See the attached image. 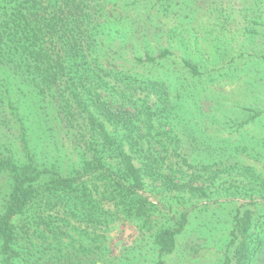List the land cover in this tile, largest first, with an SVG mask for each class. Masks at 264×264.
Here are the masks:
<instances>
[{
    "label": "trees",
    "instance_id": "1",
    "mask_svg": "<svg viewBox=\"0 0 264 264\" xmlns=\"http://www.w3.org/2000/svg\"><path fill=\"white\" fill-rule=\"evenodd\" d=\"M115 11L109 0H0V70L53 104L56 131L75 151L70 162L67 151L61 159L39 157L15 112L23 148L0 156V176L8 180L0 202V264H123L127 248L115 250L111 237L118 220L138 228L163 264L188 221V211L173 210L166 196L182 203L224 191L250 199L228 214L224 264H259L264 194L255 213L250 184H233V192L217 183L237 165L215 154L228 146L214 147L197 134L194 125L210 113L195 92L197 66L182 58L173 75L166 48L120 64L103 39ZM147 191L162 194V205ZM138 249L132 258H145Z\"/></svg>",
    "mask_w": 264,
    "mask_h": 264
},
{
    "label": "rangeland",
    "instance_id": "2",
    "mask_svg": "<svg viewBox=\"0 0 264 264\" xmlns=\"http://www.w3.org/2000/svg\"><path fill=\"white\" fill-rule=\"evenodd\" d=\"M109 1L117 8L114 12L117 17L108 25L103 39L110 44L120 64L147 50L157 54L165 48L169 49V58L175 63L173 75L182 58L195 63L199 70L194 80L198 87L196 95L205 100L206 112L210 109L209 115L215 117L211 120L209 115H203L198 119L194 125L197 134L214 147L228 146L224 152L215 150V154L225 155L227 165H237L232 177L224 175L216 181L230 185L229 190L233 192H237L236 184L240 188L250 184L248 188L252 189L254 199L250 206L255 213L261 211L264 194V0ZM18 83L0 70V98L5 101L8 121L3 122L5 118L2 120L0 115V156L9 152L18 155L23 148L18 136L21 125L16 120L19 116L27 126L28 143L39 157L47 154L51 160L61 159L67 151L66 160H74L73 147L57 132L60 125L53 104L44 105L35 93ZM59 139L65 147L59 145ZM6 178V175L0 176V202L8 191ZM144 194L159 205L164 201L159 192ZM166 199L173 210L188 211V221L177 235L174 249L163 255V264H224L225 255L230 254L228 214L238 204L250 201L249 197L242 193L229 195L224 191L217 199L183 197L179 200L182 203L175 202L172 197L166 196ZM113 225V248L118 252L127 248L129 259L123 264H156L150 253L151 245L138 228L131 224L121 227V220ZM138 247L146 253L145 258L139 255L132 258ZM259 264L264 261L260 260Z\"/></svg>",
    "mask_w": 264,
    "mask_h": 264
}]
</instances>
